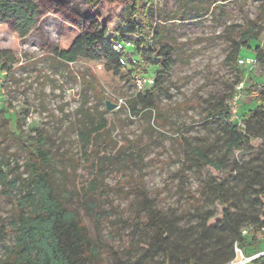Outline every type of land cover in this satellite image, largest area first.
I'll return each instance as SVG.
<instances>
[{
	"label": "rangeland",
	"instance_id": "374dc122",
	"mask_svg": "<svg viewBox=\"0 0 264 264\" xmlns=\"http://www.w3.org/2000/svg\"><path fill=\"white\" fill-rule=\"evenodd\" d=\"M144 2L157 33L149 45L170 53L164 71V60H154L141 46L139 65L133 70L154 81L156 76L164 78V91L155 84L147 88L157 107L153 114L136 112L141 109L134 107L136 96L145 90L139 91L133 80L114 83L112 92L101 85L92 67L58 62L51 51L59 45L62 28L54 17L19 43L20 62L14 70L0 73V160L9 181L18 179L13 188L0 183V227L9 231L0 246V261L15 249L17 225L30 211L21 206L31 181L29 150L19 138L21 131L34 137L41 133L44 149L57 160L49 169L56 192L76 211L97 249L96 260L88 264H130L143 253L149 234L141 219V201L134 198L139 188L164 215L175 219L189 213L182 228L197 222L192 218L197 210H212L213 225L222 219V207L210 206V192L198 200L199 187H212L215 179L230 175L229 197L238 204L234 190L242 189L244 181L238 171L264 167V113L256 98L264 91V0ZM173 15L187 20H170ZM244 31L258 41L242 46ZM109 37L119 38L115 30ZM257 45L260 59L253 52ZM239 46L244 48L237 59L227 62ZM120 99V108L107 110L106 102L119 105ZM222 109L231 110L229 124L244 130L250 123L255 137L231 158L228 170L212 177L207 169L191 167L192 148L218 139L219 124L225 122L208 115ZM212 149L219 155L224 151L216 142ZM99 156L106 158L103 177L95 169ZM181 175L193 205L181 197ZM252 249L244 250L246 257L264 256V246L260 253Z\"/></svg>",
	"mask_w": 264,
	"mask_h": 264
},
{
	"label": "trees",
	"instance_id": "16d2710c",
	"mask_svg": "<svg viewBox=\"0 0 264 264\" xmlns=\"http://www.w3.org/2000/svg\"><path fill=\"white\" fill-rule=\"evenodd\" d=\"M144 1L80 0L75 3L72 0H0V73L14 70L20 62L19 43L48 17L59 19L62 28L59 45L51 51L53 57L65 65L83 63L92 67L101 85L112 92L114 83H128L136 74L133 70L139 65L141 46L147 49L154 60H164V71H167L170 64L169 49L157 51L149 45L157 33L150 22V11ZM152 1L149 0L150 3ZM122 11L125 13L123 19L114 25ZM180 18L187 20L179 15L171 16L170 20ZM114 30L119 38L110 40L109 34ZM136 40L138 43H135ZM119 41H132L135 44L138 57L135 67H122L119 64L120 57L129 58L126 53L119 55L114 51V44ZM252 41H258L257 36L244 31L242 46L247 47ZM242 46L227 62L237 59L241 48H244ZM258 48L257 45L253 52L260 59L263 55L258 52ZM155 78L154 88L164 91V78ZM256 98L260 103L258 107L264 113V91ZM250 106L252 108L249 110H252L254 102ZM134 107L141 108L137 113H155L157 107L153 91L145 89L144 93L139 92ZM230 112V109H222L208 115V118L218 120V123L221 120L225 122L219 124L221 132L214 141L224 148L220 155L212 149L214 142L192 148L191 167L198 171L207 169L212 177L228 170L231 158L248 140L252 141L255 137L248 127L250 123L244 130L229 124ZM17 126L20 127L18 122ZM19 138L29 150L27 170L31 178L28 193L21 199V206L30 207V211L20 218L17 225L15 249L0 264H88L95 261L97 249L90 242L76 211L56 192L49 169L57 160L49 157L44 149L45 141L41 133L34 137L21 131ZM105 160V157L99 156L96 162L95 169L99 177H103ZM3 164L0 160V183L13 188L18 179L9 181L2 170ZM232 172L237 173L236 170ZM181 176V197L193 205L192 194L184 191L186 177ZM229 176L215 179L212 187L203 185L198 189V200H203L210 192L207 199L214 197L210 206L222 207L223 217L213 225L210 222L215 220L216 215L212 210L205 213L197 210L192 217L197 222L182 228L189 213L178 215L175 219L166 216L154 207L143 189L139 188L134 198L141 201L139 205L143 207L141 212H144L141 219L149 239L143 253L130 264H156L152 261L158 258L161 259L160 264H229L235 259L236 245L243 253L250 247L260 253L258 249L264 246V240L262 242L257 234L251 238L243 236V231L264 227V167H247L238 171L237 176L244 180L242 189L234 190L238 204L229 197ZM249 195L251 199L247 197ZM8 232V229L0 227V246L7 240ZM253 262L264 264V256Z\"/></svg>",
	"mask_w": 264,
	"mask_h": 264
},
{
	"label": "built area",
	"instance_id": "2783aa9c",
	"mask_svg": "<svg viewBox=\"0 0 264 264\" xmlns=\"http://www.w3.org/2000/svg\"><path fill=\"white\" fill-rule=\"evenodd\" d=\"M114 51L119 55H121L122 53H126L129 56V58L120 57L119 64L122 67H135L138 64L136 46L132 41L116 42L114 44ZM132 80L135 84V87L139 91H143L147 88H151L155 84V81L152 78L138 76L137 74H133ZM122 103H123V100L120 99L119 105H118L119 108L121 107ZM263 203H264V199H263ZM251 233L258 234L259 238L264 240V227L261 229H254V228L245 229L243 231V236H248ZM256 259H254L253 257L251 258L246 257L243 251L240 250L238 246L236 245L235 246V259L231 261L229 264H251Z\"/></svg>",
	"mask_w": 264,
	"mask_h": 264
},
{
	"label": "water",
	"instance_id": "95a60500",
	"mask_svg": "<svg viewBox=\"0 0 264 264\" xmlns=\"http://www.w3.org/2000/svg\"><path fill=\"white\" fill-rule=\"evenodd\" d=\"M106 105H107V110H108V111H113V110H115V109L118 108V105L113 104V103H111L110 101H108Z\"/></svg>",
	"mask_w": 264,
	"mask_h": 264
}]
</instances>
